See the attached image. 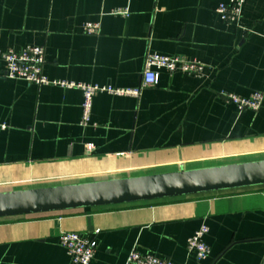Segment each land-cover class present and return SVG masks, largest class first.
I'll use <instances>...</instances> for the list:
<instances>
[{
    "label": "crops",
    "instance_id": "crops-1",
    "mask_svg": "<svg viewBox=\"0 0 264 264\" xmlns=\"http://www.w3.org/2000/svg\"><path fill=\"white\" fill-rule=\"evenodd\" d=\"M222 2L0 0V193L264 160V102L240 111L223 96L264 89V0H246L234 23L217 13ZM36 46L51 81L140 89L149 54L205 70H159L138 97L100 93L84 126L80 89L5 77L2 53ZM203 225L211 254L198 260L187 241ZM65 232L97 242L91 264H126L133 250L264 264V186L0 218V264H75Z\"/></svg>",
    "mask_w": 264,
    "mask_h": 264
},
{
    "label": "water",
    "instance_id": "water-1",
    "mask_svg": "<svg viewBox=\"0 0 264 264\" xmlns=\"http://www.w3.org/2000/svg\"><path fill=\"white\" fill-rule=\"evenodd\" d=\"M264 186V160L0 193V218Z\"/></svg>",
    "mask_w": 264,
    "mask_h": 264
},
{
    "label": "built area",
    "instance_id": "built-area-1",
    "mask_svg": "<svg viewBox=\"0 0 264 264\" xmlns=\"http://www.w3.org/2000/svg\"><path fill=\"white\" fill-rule=\"evenodd\" d=\"M246 0H227L222 2L217 13L226 23L238 22L242 16L243 6ZM116 14L127 15V9H120ZM99 25L87 23L85 31L88 34H96ZM5 63V77L11 80H21L36 86H61L68 89H80L83 92L82 121L87 126L91 123L94 98L100 93H109L116 96L138 97L142 88L152 87L159 83V70H166L170 74L187 73L202 76L204 66L196 61L181 57H167L158 54H149L145 62L142 87L140 89H121L112 86H99L84 83H72L65 81H51L43 74L45 64V50L43 47H26L20 51L9 50L2 53ZM228 102L237 105L240 111H259L264 102V89L255 91L250 97H239L235 94L223 93ZM209 228L203 225L187 241L188 250L195 254L198 260H206L211 254L210 246L205 242V236ZM61 246L67 251L75 264H91L97 250V242L75 232H65L60 238ZM126 264H174L170 260L153 254H142L133 250Z\"/></svg>",
    "mask_w": 264,
    "mask_h": 264
}]
</instances>
